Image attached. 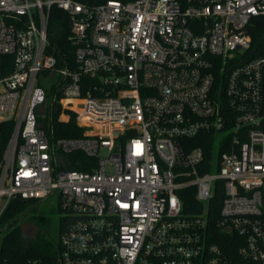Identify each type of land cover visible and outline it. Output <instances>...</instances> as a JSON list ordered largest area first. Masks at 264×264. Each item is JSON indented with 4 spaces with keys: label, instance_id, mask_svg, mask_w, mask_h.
<instances>
[{
    "label": "built area",
    "instance_id": "1",
    "mask_svg": "<svg viewBox=\"0 0 264 264\" xmlns=\"http://www.w3.org/2000/svg\"><path fill=\"white\" fill-rule=\"evenodd\" d=\"M53 6L71 63L47 52ZM256 16L264 0H0V219L54 195L67 221L53 260L22 264H264ZM69 112L83 136L55 137Z\"/></svg>",
    "mask_w": 264,
    "mask_h": 264
},
{
    "label": "trees",
    "instance_id": "2",
    "mask_svg": "<svg viewBox=\"0 0 264 264\" xmlns=\"http://www.w3.org/2000/svg\"><path fill=\"white\" fill-rule=\"evenodd\" d=\"M246 32L250 36L251 42L249 49L245 52V56L249 58L256 57L264 51V16L253 17L246 27ZM70 33L69 19L67 13L55 6L51 7L49 19L47 22V52L56 56L61 61L64 55L67 56L71 63L72 52L71 43L68 40ZM3 61L11 60V56L5 55L1 57ZM11 69V68H10ZM6 70L5 72H7ZM60 109L57 114H59ZM55 137L74 138L82 137L84 128L80 127L75 122V113L69 112V117L65 120H57L53 122ZM4 130L0 141L4 142L9 136V125L4 126ZM212 142V137H203L201 144L207 146ZM82 156V159L86 158ZM77 169H87V166L82 164L73 165ZM192 187L186 188L181 191L180 197L183 202L184 211H191L196 207L197 202L194 199ZM220 197L213 198L214 209L210 214V218H217V209L219 206ZM29 201L13 199L5 210L0 219V229L5 225L7 231L0 238V264H22L28 258L36 257L45 260H53L60 250L59 241L56 238H48L40 235L38 232L35 234V227L33 223H17V218L25 211ZM59 210V207H58ZM212 215V216H211ZM213 219V220H214ZM33 224L32 230L28 228ZM67 221L60 217L57 219L58 235L66 226ZM28 232L26 237L23 236L24 232Z\"/></svg>",
    "mask_w": 264,
    "mask_h": 264
},
{
    "label": "rangeland",
    "instance_id": "3",
    "mask_svg": "<svg viewBox=\"0 0 264 264\" xmlns=\"http://www.w3.org/2000/svg\"><path fill=\"white\" fill-rule=\"evenodd\" d=\"M59 218V210L57 206V199L51 195L45 199L29 201L25 211L17 218V223H33L35 227V234L38 232L48 238H56L57 219ZM6 225V224H5ZM3 225L0 229V238L7 231Z\"/></svg>",
    "mask_w": 264,
    "mask_h": 264
},
{
    "label": "water",
    "instance_id": "4",
    "mask_svg": "<svg viewBox=\"0 0 264 264\" xmlns=\"http://www.w3.org/2000/svg\"><path fill=\"white\" fill-rule=\"evenodd\" d=\"M44 110H45V105L44 104H41V105L38 106L36 112H37V114L43 115L44 114ZM42 123L43 122H40L39 125H42ZM29 227L32 228L33 227V224H31ZM23 236L26 237V233H23Z\"/></svg>",
    "mask_w": 264,
    "mask_h": 264
},
{
    "label": "flooded vegetation",
    "instance_id": "5",
    "mask_svg": "<svg viewBox=\"0 0 264 264\" xmlns=\"http://www.w3.org/2000/svg\"><path fill=\"white\" fill-rule=\"evenodd\" d=\"M29 226H30V225H29ZM29 226H28V228L32 230V228H30ZM24 233H26V236L28 235V232H27V231L24 232ZM58 238H59V236H58ZM57 240H58V239H57Z\"/></svg>",
    "mask_w": 264,
    "mask_h": 264
}]
</instances>
